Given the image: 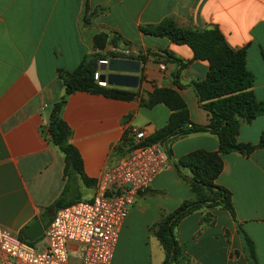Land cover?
Wrapping results in <instances>:
<instances>
[{"label": "crops", "instance_id": "obj_1", "mask_svg": "<svg viewBox=\"0 0 264 264\" xmlns=\"http://www.w3.org/2000/svg\"><path fill=\"white\" fill-rule=\"evenodd\" d=\"M86 5L88 11L105 8L92 17L90 26L80 21L82 0H0V228L18 238L34 220L44 230L54 211L46 207L59 196L65 180L64 201L91 200L100 174L128 146L131 128L143 129L148 136L164 125L169 113L165 104H142L154 88L175 90L189 121L207 124L209 113L198 105L191 86L205 76L206 60L193 58L185 44L142 33L140 25L163 18L181 27L215 25L230 47H245L251 90L257 100H264V0H86ZM100 28L117 34L108 48L122 55L113 57L139 61L138 79L135 87L104 83L134 92L130 99L84 91L66 96L60 116L68 128L67 140L81 160L83 178L76 173L67 176L62 154L46 129L50 106L64 93L56 70H72ZM147 50L159 55H145L141 62L136 55ZM164 50L186 64L166 59ZM96 72L102 73L98 68ZM262 131L264 114L241 122L236 138L253 143ZM167 146L169 158L128 207L110 264H161L163 250L153 224L194 197L171 162L194 149L214 151L217 140L211 133L194 132L171 139ZM221 161L214 182L230 192L234 219L222 208L208 209L211 223L200 221L206 209L182 217L172 229L184 253L179 263L249 264L239 226L253 242L257 263L264 264V148L247 156L223 153ZM217 211L228 216L219 221ZM25 241L38 248L44 245L42 233ZM75 247L67 244L68 264H79Z\"/></svg>", "mask_w": 264, "mask_h": 264}, {"label": "trees", "instance_id": "obj_2", "mask_svg": "<svg viewBox=\"0 0 264 264\" xmlns=\"http://www.w3.org/2000/svg\"><path fill=\"white\" fill-rule=\"evenodd\" d=\"M104 9L103 6H96L88 11L86 0H82L80 13L82 26H90L92 17ZM139 30L145 34L166 37L176 44H185L191 50L193 58L204 59L207 62L205 76L201 80L191 82L198 105L209 113L207 124L197 125L189 121L185 104L175 90L154 88L142 100L145 106L162 102L169 109L164 125L142 141L144 144L159 142L168 158L170 151L167 144L175 137L194 132H208L217 140V148L214 151L194 149L171 162L176 176L188 184L194 197L182 201L174 210L154 223L153 233L163 250L161 264H181L179 262L183 260L184 253L174 238L172 229L182 217L191 211L206 209L200 221L211 223L214 218L208 209L222 208L234 219L230 192L216 184L214 180L222 167L221 154L237 152L247 156L256 148H264V131L259 133L256 142L253 143L241 142L236 138L241 122H249L257 115L264 114V100H257L251 90L252 74L244 64L245 47H230L215 25L204 28L181 27L171 18H163L154 24L140 25ZM116 36V32L100 28L91 36L90 50L83 54L72 70H56L64 93L51 104L46 129L50 142L62 154L64 175L76 173L83 178L81 160L76 149L67 140L68 128L60 116L66 96L75 91L98 93L119 99H130L134 95L130 90L99 85L93 76L100 60L122 55L108 48V45L113 46ZM162 52L166 59L177 61L180 66L186 64L165 50ZM145 55L159 54L147 50L146 54L140 53L136 57L143 62ZM262 57L264 60L263 54ZM131 144L130 139L126 145ZM182 169L187 170V174L183 173ZM67 186L65 180L59 196L46 207L47 210L73 201H64ZM237 229L249 264H258L252 240L239 226Z\"/></svg>", "mask_w": 264, "mask_h": 264}, {"label": "built area", "instance_id": "obj_3", "mask_svg": "<svg viewBox=\"0 0 264 264\" xmlns=\"http://www.w3.org/2000/svg\"><path fill=\"white\" fill-rule=\"evenodd\" d=\"M93 76L97 79V72ZM130 137L131 146L98 177L91 200L54 209L42 232V248L0 228V264H68V243L75 244L79 264H110L128 207L168 158L159 142L142 143L143 129L131 128Z\"/></svg>", "mask_w": 264, "mask_h": 264}, {"label": "water", "instance_id": "obj_4", "mask_svg": "<svg viewBox=\"0 0 264 264\" xmlns=\"http://www.w3.org/2000/svg\"><path fill=\"white\" fill-rule=\"evenodd\" d=\"M98 69L102 72L97 80L111 86L135 87L138 79L139 61L121 57H108L100 61ZM43 229L38 220L32 221L22 231V238L32 241L41 235Z\"/></svg>", "mask_w": 264, "mask_h": 264}, {"label": "rangeland", "instance_id": "obj_5", "mask_svg": "<svg viewBox=\"0 0 264 264\" xmlns=\"http://www.w3.org/2000/svg\"><path fill=\"white\" fill-rule=\"evenodd\" d=\"M216 215H217L219 221L222 220V218H224V217L226 218V216H228L227 213H226V211H217V212H216ZM36 241H37V240H36ZM33 245L36 246L35 242H34Z\"/></svg>", "mask_w": 264, "mask_h": 264}]
</instances>
